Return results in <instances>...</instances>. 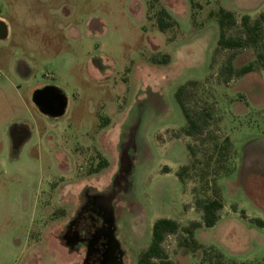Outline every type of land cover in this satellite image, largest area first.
Instances as JSON below:
<instances>
[{
	"label": "rangeland",
	"instance_id": "obj_1",
	"mask_svg": "<svg viewBox=\"0 0 264 264\" xmlns=\"http://www.w3.org/2000/svg\"><path fill=\"white\" fill-rule=\"evenodd\" d=\"M220 7L236 18L227 36H242L246 14L261 21L264 42V0H0V264L73 261L55 239L64 221L58 206L74 211L82 190L107 192L129 141L128 183L112 206L126 264H136L156 219L201 220L195 200L215 179L223 207L215 226L197 231L198 243L227 264H264V225L253 221L264 222V169L246 156L264 142V70L252 47L215 51L219 28L209 12ZM161 10L173 20L163 31ZM228 58L235 70L254 69L226 82ZM44 84L67 98L57 119L31 100ZM184 84L189 112L209 114L194 136L182 133L175 95ZM19 127L30 131L24 144L12 140ZM225 138L230 147L220 156ZM49 186L55 212L44 208ZM179 237L164 239L168 262H212L203 249L182 250Z\"/></svg>",
	"mask_w": 264,
	"mask_h": 264
},
{
	"label": "trees",
	"instance_id": "obj_2",
	"mask_svg": "<svg viewBox=\"0 0 264 264\" xmlns=\"http://www.w3.org/2000/svg\"><path fill=\"white\" fill-rule=\"evenodd\" d=\"M209 16H213L216 19L219 33L216 42L215 51L219 49L237 50L240 48L252 47L256 50V63L264 70V42L262 38V24L259 19L253 21L250 20L249 16L244 14L240 17V25L242 27V36L232 37L227 36L226 31L236 24V18L234 13L230 10L220 7L217 11H210ZM163 17H169V14L165 10H161L157 16V25L160 31L170 26L173 20L167 22ZM263 18V15L260 14ZM254 69V64L249 63L242 66L238 70H235L231 64V58L226 60L224 67L222 68V73L224 76V81H228L232 76H241ZM194 84V82H192ZM186 85H182L178 88L176 92V101L182 111L185 119V126L182 128V133L186 136H194L200 134L203 131V126L206 122L205 118L209 115L205 113V116L193 115L186 108L184 101L182 99L183 91ZM230 147L229 140L224 139V144L222 147H217V153L220 156L226 155ZM190 149V147H189ZM105 165V163H104ZM102 164L96 168V170L101 167ZM189 169V165H183L176 172V176L182 182L183 175ZM95 170V171H96ZM166 172V171H165ZM207 182L205 183V191L209 193L195 200V205L198 210L201 211V220L189 221L187 224L182 225L177 220L171 218H158L156 219L152 226L150 232V242L146 248L140 251L138 254L136 264H171L168 262V256L162 247V243L168 234H179L178 246L184 247L191 252H196L199 249H203L204 258L210 262V264H227L223 259V254L220 252H213V256L209 253V250L213 248L210 247L208 250L204 249L202 244L198 243L194 238V232L201 228H210L215 226L219 219V211L223 207L221 194L219 188L216 185V179L213 180V185L207 188ZM259 226H263L264 222L260 219L255 218L253 220ZM206 254V255H205ZM214 259V260H213ZM232 264V263H231Z\"/></svg>",
	"mask_w": 264,
	"mask_h": 264
},
{
	"label": "flooded vegetation",
	"instance_id": "obj_3",
	"mask_svg": "<svg viewBox=\"0 0 264 264\" xmlns=\"http://www.w3.org/2000/svg\"><path fill=\"white\" fill-rule=\"evenodd\" d=\"M43 86L45 84L37 88L39 89ZM19 128L12 134V140L15 144L23 139V132L27 131L26 128ZM28 138L21 144H24ZM47 169L51 171V167ZM127 176L125 174L119 175L114 185L112 180L107 192L82 190L81 199L74 211H72L71 206L64 208L59 204L60 216L64 221L58 226L55 239L59 246L65 248L68 255L73 256V261L68 264H126L124 260L125 252L119 245L115 235L113 207L112 212L110 207L113 206V200L118 195V192L126 188L128 183ZM32 187L35 188V184H32ZM55 187H48L47 199L49 203L44 206V208L53 207L52 212L57 209L56 204L51 202V192L55 190ZM31 192L34 194V198H38L41 194V189ZM112 193H114V197L109 201V196ZM37 198L31 207L33 213L40 210ZM31 227L33 228V225Z\"/></svg>",
	"mask_w": 264,
	"mask_h": 264
},
{
	"label": "water",
	"instance_id": "obj_4",
	"mask_svg": "<svg viewBox=\"0 0 264 264\" xmlns=\"http://www.w3.org/2000/svg\"><path fill=\"white\" fill-rule=\"evenodd\" d=\"M7 37V26L4 21L0 20V39ZM31 100L36 108L44 115L50 118H59L64 115L67 108V98L65 94L56 86L47 85L39 89H35L32 92ZM27 130V129H26ZM13 134V133H12ZM30 136V131L23 132V141ZM131 141L125 144L121 151L120 163L118 172L113 179V185L115 180L121 174L127 171V157L128 150ZM18 144V143H17ZM249 149V150H248ZM246 150V149H245ZM247 159L252 161L256 166L264 169V142H258L251 144L246 151ZM114 197V193L110 194L109 201ZM111 212H112V206ZM113 214V213H112ZM114 223V222H113Z\"/></svg>",
	"mask_w": 264,
	"mask_h": 264
},
{
	"label": "crops",
	"instance_id": "obj_5",
	"mask_svg": "<svg viewBox=\"0 0 264 264\" xmlns=\"http://www.w3.org/2000/svg\"><path fill=\"white\" fill-rule=\"evenodd\" d=\"M198 221V220H197ZM200 221V220H199ZM178 222H180L181 223V221H178ZM201 228H206V227H201ZM201 228H199V229H201ZM199 229H197L195 232H194V238L196 239V241L198 242V240H197V237H196V233H197V231L199 230ZM169 235H175V234H168V235H166V237L167 236H169ZM164 242V241H163ZM163 244V243H162ZM210 246V245H209ZM182 248V250H184V251H189L190 252V250H188V249H186V248H184V247H181ZM196 253H198L199 255H201L200 253V251L199 250H197L196 252H195V254ZM182 254H184V252H182Z\"/></svg>",
	"mask_w": 264,
	"mask_h": 264
}]
</instances>
